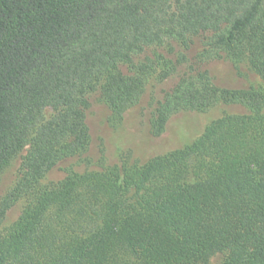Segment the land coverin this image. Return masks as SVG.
I'll return each instance as SVG.
<instances>
[{
  "label": "trees",
  "instance_id": "1",
  "mask_svg": "<svg viewBox=\"0 0 264 264\" xmlns=\"http://www.w3.org/2000/svg\"><path fill=\"white\" fill-rule=\"evenodd\" d=\"M167 43L201 50L158 102L154 136L183 111H247L143 164L126 156L46 183L90 147V94L100 90L120 122L157 70L136 58ZM224 56L258 80L217 86L200 64ZM25 148L0 201V264H209L216 253L264 264V0H0V178Z\"/></svg>",
  "mask_w": 264,
  "mask_h": 264
},
{
  "label": "rangeland",
  "instance_id": "2",
  "mask_svg": "<svg viewBox=\"0 0 264 264\" xmlns=\"http://www.w3.org/2000/svg\"><path fill=\"white\" fill-rule=\"evenodd\" d=\"M201 45L195 44L191 49L181 47L177 43L151 47L136 58L137 62L152 60L156 64V73L150 78L139 103L128 109L120 122L112 119V112L102 97L100 90L90 94L91 106L87 112V121L91 131V144L88 151L80 156L62 161L46 177V183L57 182L65 178L71 171L99 170L104 165L119 163L124 157L130 156L140 164L150 158L179 149L193 142L214 120L226 114L245 113L247 110L235 103L220 102L206 111H183L171 117L166 131L154 136L151 120L158 102L179 81L195 62ZM184 52L188 61L179 63V55ZM201 68L209 69L213 82L219 87H248L258 80L256 74L246 62L235 63L231 58L210 60L200 64ZM128 72L126 66L123 67ZM174 69L166 77L165 71ZM53 113L46 110V115ZM27 154L25 148L6 168L0 178V201L14 186L21 176L22 163ZM28 199H20L7 212L3 222V230H7L20 216ZM225 253H216L209 264H224Z\"/></svg>",
  "mask_w": 264,
  "mask_h": 264
}]
</instances>
